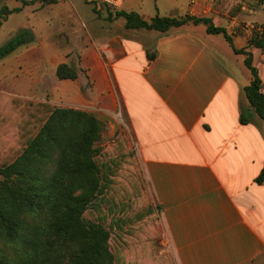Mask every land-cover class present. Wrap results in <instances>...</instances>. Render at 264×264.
I'll return each mask as SVG.
<instances>
[{"label": "crops", "instance_id": "1", "mask_svg": "<svg viewBox=\"0 0 264 264\" xmlns=\"http://www.w3.org/2000/svg\"><path fill=\"white\" fill-rule=\"evenodd\" d=\"M188 10L229 33L239 24L229 12L201 11L197 0ZM127 30L108 39L116 42L111 63L100 61V75L91 70L89 101L82 99L80 82L76 107L99 119L120 118L126 127L159 218L155 252L172 264H264V181L256 182L264 167V120L255 114L246 125L240 121L243 110L254 111L245 92L253 79L245 55L222 34H208L204 24L165 33ZM252 52L264 83V65L257 63L258 57L264 62V52ZM38 62L28 67L30 83L8 85L2 75L7 87L0 86V96L56 106L60 81L69 80L56 75L58 82L51 81L50 66Z\"/></svg>", "mask_w": 264, "mask_h": 264}, {"label": "trees", "instance_id": "2", "mask_svg": "<svg viewBox=\"0 0 264 264\" xmlns=\"http://www.w3.org/2000/svg\"><path fill=\"white\" fill-rule=\"evenodd\" d=\"M106 10L109 18H124L127 29L165 33L193 23L222 34L245 55L253 77L245 92L254 111L243 110L240 121L246 125L255 114L264 120V83L252 52H264V25L237 49L234 35L211 17L157 15L148 21L137 12ZM32 37L28 31L14 36L0 48V59ZM147 56L154 60L156 53ZM56 75L79 77L67 63ZM102 128L92 113L0 96V264H64L66 257L69 264H172L155 252L159 218L127 133H117L99 153L94 146ZM263 181L264 167L256 179Z\"/></svg>", "mask_w": 264, "mask_h": 264}, {"label": "rangeland", "instance_id": "3", "mask_svg": "<svg viewBox=\"0 0 264 264\" xmlns=\"http://www.w3.org/2000/svg\"><path fill=\"white\" fill-rule=\"evenodd\" d=\"M197 1L201 11L203 8L212 9L220 15L229 12L231 21L234 19L239 21V24L234 25L231 29V34L234 35L238 46L247 43L252 33L264 25V0ZM193 4L194 0H124L122 8L119 10L128 12L130 9H134V12L138 11L137 13L144 15L146 19L151 16L154 18L157 15L183 18L188 14L189 6ZM95 7L92 0L0 1V13L5 9L9 12L16 8L21 9L12 14L0 15L2 24L0 26V48L23 31H28L33 35V39L27 44L0 59V80H2L1 76L6 74L8 85L10 83L13 85L30 83L28 75H26L28 67L33 61L38 60V63L50 66L49 78L51 81H57L54 68L58 64L67 63L77 71L79 77L75 81H60L62 85L53 100L57 101L56 106L88 112L76 107L78 101L81 100L75 96L80 82L83 83L82 99L89 101L87 94L93 85L90 79L91 70L95 76L100 75V61L103 62V66L105 63H111V49L116 46V42H110L108 39H112L113 35L121 37L128 34V30L123 26L124 18H109L108 10L103 8L98 12L99 10ZM143 31L145 32V29ZM150 32L147 31V33ZM127 41L131 47L138 46L135 40ZM144 42L150 44L151 40ZM151 53L150 50L147 51V55ZM129 62L130 60H126L123 65L129 64ZM257 63L264 65V62L259 61V57ZM96 82L99 88H104V84L100 80ZM0 86L7 87L1 81ZM88 113H92L98 118L97 113L90 111ZM99 121L103 128L101 138L94 147L100 153L112 145L117 133L127 129L120 118L112 115L105 119H99ZM2 180L3 177L0 175V181ZM64 260V264H69L68 257Z\"/></svg>", "mask_w": 264, "mask_h": 264}, {"label": "built area", "instance_id": "4", "mask_svg": "<svg viewBox=\"0 0 264 264\" xmlns=\"http://www.w3.org/2000/svg\"><path fill=\"white\" fill-rule=\"evenodd\" d=\"M96 8L100 11L104 9L119 10L124 4V0H92Z\"/></svg>", "mask_w": 264, "mask_h": 264}]
</instances>
